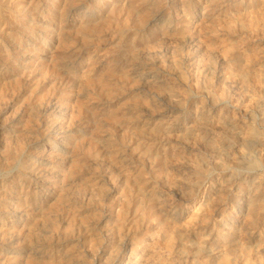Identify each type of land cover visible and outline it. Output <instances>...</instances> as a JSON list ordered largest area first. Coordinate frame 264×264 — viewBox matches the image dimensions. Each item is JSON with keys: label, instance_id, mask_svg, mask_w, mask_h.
Wrapping results in <instances>:
<instances>
[{"label": "rangeland", "instance_id": "1", "mask_svg": "<svg viewBox=\"0 0 264 264\" xmlns=\"http://www.w3.org/2000/svg\"><path fill=\"white\" fill-rule=\"evenodd\" d=\"M0 264H264V0H0Z\"/></svg>", "mask_w": 264, "mask_h": 264}]
</instances>
